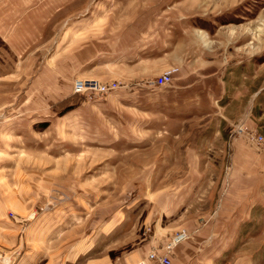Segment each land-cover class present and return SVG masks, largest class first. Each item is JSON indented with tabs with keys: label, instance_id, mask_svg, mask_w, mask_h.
<instances>
[{
	"label": "rangeland",
	"instance_id": "rangeland-1",
	"mask_svg": "<svg viewBox=\"0 0 264 264\" xmlns=\"http://www.w3.org/2000/svg\"><path fill=\"white\" fill-rule=\"evenodd\" d=\"M39 2L14 19L45 30L26 52L0 37V190L66 261L117 264L184 231L169 264H264V0ZM83 47L88 75L49 98L47 72ZM186 66L220 91L174 111ZM75 79L116 87L89 98Z\"/></svg>",
	"mask_w": 264,
	"mask_h": 264
},
{
	"label": "crops",
	"instance_id": "crops-1",
	"mask_svg": "<svg viewBox=\"0 0 264 264\" xmlns=\"http://www.w3.org/2000/svg\"><path fill=\"white\" fill-rule=\"evenodd\" d=\"M30 2L37 3L39 0H0V37L15 56H21L26 52V45L39 39L45 31L25 30L22 24L15 28V18H27L28 15L25 16L24 13ZM36 7L41 11H46L44 5L40 4ZM43 16L46 15L43 14ZM59 17L61 16L54 14V18ZM76 32L77 30L72 35H75ZM66 36H68V33L63 32L61 34L62 40ZM72 38L69 37V44L77 42V37H75V40H72ZM84 43H86L84 45H87V41ZM87 50L88 47H83L81 51L75 52V54L72 52L67 54L68 61L65 66L62 67L61 64L57 63L53 71L47 72L48 76L45 80L49 85V91H51L49 98H61L71 89L70 82L73 78L88 75L82 68L86 63L84 59L88 57ZM200 74L199 70L187 66L181 70L179 82L189 85L181 87L178 91L172 89L171 92H168L166 99L167 102L173 104L174 111L179 110V106L176 104H183L184 109L186 107L191 109L192 106L204 105L215 99L220 91L219 84L212 76L195 80V77ZM37 81H40V79H37ZM206 87H208V90H204ZM43 90H46L45 87ZM37 96V99L48 97L46 94L42 95L41 93ZM29 110V108H22L21 113L27 114ZM11 196V191L9 192L7 189L0 190V264H78L74 261L70 262V259L66 261L57 254L58 251L54 247L55 237L51 238L50 235H47L49 232L48 227H50L49 222L46 221L47 219L39 217L32 220L28 214L29 210L22 211L20 206H15ZM8 212H12L14 217H9ZM162 242H164L163 239H160V242L153 240L148 245L133 249L117 264L134 263L144 258L151 249L161 252L162 247H157V245ZM179 248L180 245L176 244L171 252L175 253Z\"/></svg>",
	"mask_w": 264,
	"mask_h": 264
},
{
	"label": "built area",
	"instance_id": "built-area-1",
	"mask_svg": "<svg viewBox=\"0 0 264 264\" xmlns=\"http://www.w3.org/2000/svg\"><path fill=\"white\" fill-rule=\"evenodd\" d=\"M170 81V72L165 71L153 80V84L157 86H163L166 85ZM116 87V84L114 82L110 83H100L96 80H80L75 79L72 84V89L74 92H84L89 98H94L97 96H101L109 90H113ZM255 141L259 142L260 138L256 139ZM8 216L13 218L12 213H8ZM183 237H185V232L180 231L179 233L175 234L173 237L168 240L167 243H165L164 246H162L161 252H158L155 249L149 250L145 257L134 262L131 264H169L168 259V253L170 249L177 243L179 240H181Z\"/></svg>",
	"mask_w": 264,
	"mask_h": 264
}]
</instances>
